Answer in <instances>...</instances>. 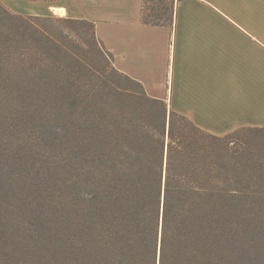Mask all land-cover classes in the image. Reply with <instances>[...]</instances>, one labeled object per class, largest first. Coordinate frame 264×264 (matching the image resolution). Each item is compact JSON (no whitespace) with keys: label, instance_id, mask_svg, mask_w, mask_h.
Segmentation results:
<instances>
[{"label":"trees","instance_id":"trees-1","mask_svg":"<svg viewBox=\"0 0 264 264\" xmlns=\"http://www.w3.org/2000/svg\"><path fill=\"white\" fill-rule=\"evenodd\" d=\"M143 8L145 25L171 21ZM0 94L57 156L53 218L29 224L44 258L264 264V127L203 131L118 72L92 22L1 3Z\"/></svg>","mask_w":264,"mask_h":264},{"label":"crops","instance_id":"crops-1","mask_svg":"<svg viewBox=\"0 0 264 264\" xmlns=\"http://www.w3.org/2000/svg\"><path fill=\"white\" fill-rule=\"evenodd\" d=\"M66 1L47 13L92 22L147 96L216 136L264 127V0H170L171 21L157 26L142 23L144 0Z\"/></svg>","mask_w":264,"mask_h":264},{"label":"rangeland","instance_id":"rangeland-1","mask_svg":"<svg viewBox=\"0 0 264 264\" xmlns=\"http://www.w3.org/2000/svg\"><path fill=\"white\" fill-rule=\"evenodd\" d=\"M66 2L75 4L70 0ZM0 3L13 14L54 16L47 13L53 2L0 0ZM171 9L170 0H144V17L149 21L152 14L167 17ZM12 105L10 98L0 94V218L8 230L1 231L7 238L0 240V264H57L52 254L44 258L40 250L36 252L39 246L36 243L40 239L29 225L33 222L38 229L41 220L53 218L55 208H51L48 200H53L56 195L57 183L53 175L58 169L54 167L57 156L50 146L42 143L40 135L27 134L28 125L23 123L20 112ZM30 155H36L35 161ZM37 159L45 162V166L52 165L45 170V180L42 178L44 168L37 170L41 166ZM4 243L17 244L20 248L10 251Z\"/></svg>","mask_w":264,"mask_h":264},{"label":"bare ground","instance_id":"bare-ground-1","mask_svg":"<svg viewBox=\"0 0 264 264\" xmlns=\"http://www.w3.org/2000/svg\"><path fill=\"white\" fill-rule=\"evenodd\" d=\"M53 11H54V12H57V13H59V14H61V15L64 13V10H63V9H56V8H55V9H53Z\"/></svg>","mask_w":264,"mask_h":264}]
</instances>
